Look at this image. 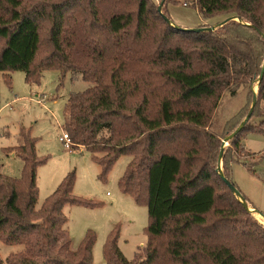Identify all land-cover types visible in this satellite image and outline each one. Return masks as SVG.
Returning a JSON list of instances; mask_svg holds the SVG:
<instances>
[{"label": "trees", "instance_id": "16d2710c", "mask_svg": "<svg viewBox=\"0 0 264 264\" xmlns=\"http://www.w3.org/2000/svg\"><path fill=\"white\" fill-rule=\"evenodd\" d=\"M190 3L203 18L231 19L214 30L191 32L167 23L162 14L168 15L152 0H0V72L9 80L11 71L21 70L32 83L55 68L62 76L72 71L92 82L68 96L65 130L91 153L100 179L120 155L131 157L118 184L136 202H145L148 240L129 260L117 246V231H109L102 247L106 264H264V226L217 171L222 163L231 181L237 160L232 152L240 149L239 135L253 116L260 121L252 129L264 133V75L258 79L264 0ZM43 21L49 23L48 39L40 53ZM149 34L156 44L147 49L143 40ZM139 62L155 64L170 86L153 113L146 107ZM253 82L259 84L251 115L219 161L221 134L206 131L208 115L222 91L235 94L247 86L252 99ZM241 118L230 117L224 134ZM15 150L23 161L20 176L0 171V242L21 249L0 257V264H91L94 232L87 230L71 249L63 206L96 203L73 194L71 171L37 207L36 169L42 160L27 135Z\"/></svg>", "mask_w": 264, "mask_h": 264}, {"label": "rangeland", "instance_id": "374dc122", "mask_svg": "<svg viewBox=\"0 0 264 264\" xmlns=\"http://www.w3.org/2000/svg\"><path fill=\"white\" fill-rule=\"evenodd\" d=\"M152 1L157 8L162 0ZM162 11L168 15L171 24L182 28L208 27L222 20L219 15L201 17L190 0H163L161 13ZM78 12L77 8L72 17L76 18ZM48 25L45 21L40 25V53L46 48ZM152 37V34L144 36L143 43L147 49L156 44L153 42L156 38ZM137 69L144 73L142 76L146 81V85H143L146 90V107L149 113H153L158 99L162 95L170 94V86L157 75L155 64L139 62ZM9 75L8 80L0 72V171L10 177L20 176L23 161L15 153V148L24 143L26 135L29 136L33 140L35 155L42 160L36 169V206L41 205L71 171L74 173L73 194L96 203L91 206H63L71 249L76 248L87 230H91L95 235L91 264H106L102 247L107 234L114 229L117 231L119 250L125 258L132 259L137 249L147 243L145 229L148 217L145 202H136L131 194L121 191L118 184L130 155H120L105 178L100 179L99 166L83 145L71 140L69 150L60 140L62 133L66 131L63 111L68 96L73 92L83 91L93 83L83 80L78 73L72 71L62 76L55 68H46L38 81L32 83L25 80L21 70H13ZM258 84L253 82L251 88L252 93L253 90L256 92L255 95ZM250 99L247 86L238 87L235 94L228 90L222 91L216 108H212L208 115L206 131L215 135L221 134L219 138L222 145V140L229 135L224 134V128L230 117L240 113L242 122L247 115L245 112L248 113L251 106ZM138 100L139 96L133 98L135 103ZM259 121L258 116H253L239 135L240 149L232 152L233 159L238 161L231 166L230 179L245 196L247 205L251 206L249 208L254 210L249 211L252 217L264 226V217L260 215H264V156L261 153L264 149V133L252 129ZM228 146V141L223 143V147ZM9 148L13 150L8 151ZM231 149L234 150V147ZM245 153H248L247 156ZM220 165L222 167V163ZM20 249L18 245L0 242V257L5 259L8 254Z\"/></svg>", "mask_w": 264, "mask_h": 264}, {"label": "water", "instance_id": "95a60500", "mask_svg": "<svg viewBox=\"0 0 264 264\" xmlns=\"http://www.w3.org/2000/svg\"><path fill=\"white\" fill-rule=\"evenodd\" d=\"M163 3V0L160 2V4L158 5L157 7V10L159 13H161V4ZM163 19L171 24L169 18H167L165 15H163ZM229 19H231V17H227L225 18L223 21L219 22L218 24L216 25H213V26H208V27H195V28H182V27H179V26H175L174 24H171L179 29H183V30H186V31H191V32H200V31H203V30H214L217 26H221L223 23H225L226 21H228ZM239 18L237 17L236 20H238ZM262 36H264V34H262ZM263 73H264V61H263V65H262V68H261V71H260V74H259V81L262 79V76H263ZM255 91L253 90V96H252V101H251V106L249 108V111L247 113V115L245 116V118L243 119L242 122H240V124L236 127V129L230 133L229 135H227L223 140H222V145H221V149H220V152H219V161H220V158H221V155H222V152H223V143H225L226 141H228L230 138H232L237 132H239L242 127L244 126V124L246 123V121L249 119L250 115H251V112H252V108L255 104ZM217 171L218 173L221 175L223 181L225 182V184L228 186V188L230 189V191L232 193L235 194V196L240 200V202L242 203L243 207L246 208L248 211H254L253 209L249 208L248 205H247V202L245 201L244 197L242 196L241 192L237 189V187L231 182L229 181L227 178L224 177L223 173H222V170H221V165L220 163L218 164V167H217ZM262 217H264V215L260 214Z\"/></svg>", "mask_w": 264, "mask_h": 264}, {"label": "built area", "instance_id": "2783aa9c", "mask_svg": "<svg viewBox=\"0 0 264 264\" xmlns=\"http://www.w3.org/2000/svg\"><path fill=\"white\" fill-rule=\"evenodd\" d=\"M60 140H62L65 143V145L67 147H69V150H70L72 142H71V139H70V137H69V135H68V133L66 131H64L62 133V136L60 137Z\"/></svg>", "mask_w": 264, "mask_h": 264}]
</instances>
